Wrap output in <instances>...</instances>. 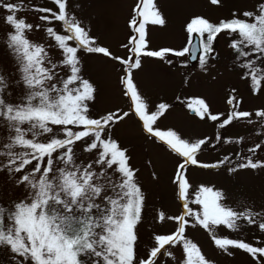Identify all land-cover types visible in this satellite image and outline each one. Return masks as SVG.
Instances as JSON below:
<instances>
[{
	"label": "snow or ice",
	"instance_id": "6c2138e0",
	"mask_svg": "<svg viewBox=\"0 0 264 264\" xmlns=\"http://www.w3.org/2000/svg\"><path fill=\"white\" fill-rule=\"evenodd\" d=\"M50 2L55 10L33 6L31 10L40 13V22L30 23L27 17L18 15L24 10L23 3L0 0V9L5 12L2 19L9 29L5 44L15 67V72L8 75L0 71V124L7 129L6 138L0 140V171L6 172L24 193L23 198L8 206L0 204V249L7 251L10 264H156L161 255H174L166 246L178 245H182L183 264H210L198 245L186 237L189 226L206 230L219 249L227 251L231 247L253 257L264 256V247L229 235L218 236L216 232L223 227L238 233L245 224L264 232V218L256 219L259 213L243 205L234 208L224 202L227 198L222 191L209 186H199L189 199V165L217 168L231 164V159L225 156L212 164L203 163L198 154L209 138L192 141L181 138L174 130L154 128L170 105L160 102L150 110L134 82L133 70L141 66L142 56L164 59L169 54L184 57L192 51L187 46L180 50L149 49L146 24L165 23L154 0H139L134 9L129 21L134 35L123 45L129 52L127 58L114 56L107 47L99 45L90 29L70 11L69 0ZM242 16L233 14V18L218 24L194 17L186 31L189 43L194 33L201 38L197 45L201 68L214 56L212 45L217 35L229 33V47L241 78L248 81L255 94L264 90V2L257 4L256 11H245ZM56 23L59 29L54 26ZM36 31H42L54 42L50 51L59 52L57 62L50 58L43 42L29 39L28 33ZM80 51L102 54L121 63L123 95L131 101L129 111L121 113L117 109L91 115L89 102L95 98V89L81 74ZM192 59L197 56L193 54ZM21 85L22 93L11 101L9 89ZM227 103L233 110L222 121L224 114H212L202 98L192 100L187 107L200 119L221 121V129L235 121L251 123L253 115L264 120V109L255 113L236 110L240 102L235 96H230ZM130 114L138 118L144 131L180 158L173 183L177 185L183 211L167 217L178 226L171 234H155L143 258L136 251V229L145 197L136 179L137 170L130 166L127 149L120 146L112 132V126ZM258 149H264V145L256 143L250 147V155L241 157L242 162L228 171L264 167V160L254 158ZM190 204L200 206V210ZM157 219L165 220L163 212Z\"/></svg>",
	"mask_w": 264,
	"mask_h": 264
},
{
	"label": "rangeland",
	"instance_id": "374dc122",
	"mask_svg": "<svg viewBox=\"0 0 264 264\" xmlns=\"http://www.w3.org/2000/svg\"><path fill=\"white\" fill-rule=\"evenodd\" d=\"M16 2L24 4V10L18 15L27 17L30 23L40 22V13L31 10L34 5L55 10L50 0ZM260 2L264 0H219L217 4H212L211 0H154L165 23L146 24L149 49L180 50L187 46L190 35L186 31V25L192 18L203 17L218 24L221 20L233 18V14L243 18V12L256 11ZM138 3L139 0H69V9L90 29V35L96 38L99 45L107 47L114 56L127 58L129 52L123 45L128 44L129 37L134 35L129 21L133 18ZM3 15L5 12L0 9V71L8 75L15 72V67L5 44V34L9 29L3 22ZM54 26L57 29L60 27L58 23ZM28 37L32 41L43 42L53 62L58 61L59 52L50 51L54 42L46 38L42 31L28 33ZM229 44V33L218 34L212 45L214 56L204 68L199 63L201 53L193 62L187 61V54L184 57L169 54L164 59L142 56L141 66L133 70V78L138 91L149 103L150 110H154L160 102L170 105L154 128L174 130L181 138L192 141L209 138V143L198 154V159L203 163L212 164L225 156L231 159V164L217 168L189 165L186 171L192 186L189 199L193 198L199 186H209L222 191L227 198L224 202L234 208L243 205L259 213L256 217L259 221L264 218V167H249L232 172L228 169L242 162L241 157L249 156L250 147L256 143L264 145V120L253 115L250 118L251 123L248 120L235 121L223 129L219 124L233 110L227 103L230 96H235L240 102L236 110L255 113L256 110L264 109V90L255 94L250 90L248 81L241 78V70L233 59L234 52ZM78 55L81 74L95 89V98L89 102L91 115L96 117L117 109L121 113L129 111L131 101L123 95L121 78L124 71L121 63L102 54L80 51ZM58 71L63 73L65 70ZM9 91L12 92L9 99L16 101L23 86L14 90L10 88ZM197 98L205 100L212 114H224L221 121L214 122L207 117L200 119L189 110L188 103ZM112 132L120 146L127 149L130 166L137 170L136 179L145 197L142 218L136 229V251L143 258L155 234H171L178 226L167 217L180 215L183 211V202L177 196V185L173 183L180 158L165 144L144 131L141 122L132 114L122 122L114 124ZM6 133V127L0 124V140L6 138ZM217 133L220 134V139H217ZM76 147L79 149L80 145L77 144ZM254 158L264 160V149H258ZM23 196L24 193L14 185L12 178L6 172L0 171V204L8 206ZM189 206L200 210L198 205ZM160 212L165 216L163 222L157 219ZM216 232L218 236L229 235L231 238L244 239L253 246L264 247V232L259 231L256 226L245 224L238 233L219 227ZM185 235L198 245L210 264H264V256L253 257L244 250L231 247L227 251L219 249L210 234L200 226L187 227ZM166 247L174 255H161L156 264H183L182 245ZM0 264H10L5 249H0Z\"/></svg>",
	"mask_w": 264,
	"mask_h": 264
},
{
	"label": "water",
	"instance_id": "95a60500",
	"mask_svg": "<svg viewBox=\"0 0 264 264\" xmlns=\"http://www.w3.org/2000/svg\"><path fill=\"white\" fill-rule=\"evenodd\" d=\"M191 40H192V43H189V41H188V44H187V47H189L192 50L186 56L188 62H193V61L197 60V59H195V60L192 59L193 54H195L197 56V58L200 54V51L197 48V45L199 44V35L195 34V33L192 34Z\"/></svg>",
	"mask_w": 264,
	"mask_h": 264
}]
</instances>
